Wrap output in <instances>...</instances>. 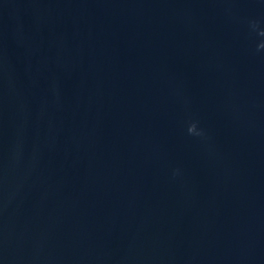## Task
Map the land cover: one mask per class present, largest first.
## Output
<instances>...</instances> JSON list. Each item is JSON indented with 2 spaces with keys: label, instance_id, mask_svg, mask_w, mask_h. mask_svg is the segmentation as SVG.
I'll use <instances>...</instances> for the list:
<instances>
[{
  "label": "water",
  "instance_id": "1",
  "mask_svg": "<svg viewBox=\"0 0 264 264\" xmlns=\"http://www.w3.org/2000/svg\"><path fill=\"white\" fill-rule=\"evenodd\" d=\"M262 45L264 0H0V264H264Z\"/></svg>",
  "mask_w": 264,
  "mask_h": 264
},
{
  "label": "clouds",
  "instance_id": "2",
  "mask_svg": "<svg viewBox=\"0 0 264 264\" xmlns=\"http://www.w3.org/2000/svg\"><path fill=\"white\" fill-rule=\"evenodd\" d=\"M262 47H264V45H262ZM190 131H195V126L193 125L192 128H190Z\"/></svg>",
  "mask_w": 264,
  "mask_h": 264
}]
</instances>
